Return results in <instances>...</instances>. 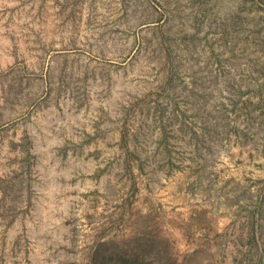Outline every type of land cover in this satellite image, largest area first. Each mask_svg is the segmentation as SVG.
Listing matches in <instances>:
<instances>
[{"label":"rangeland","instance_id":"rangeland-1","mask_svg":"<svg viewBox=\"0 0 264 264\" xmlns=\"http://www.w3.org/2000/svg\"><path fill=\"white\" fill-rule=\"evenodd\" d=\"M0 264H264V0H0Z\"/></svg>","mask_w":264,"mask_h":264}]
</instances>
